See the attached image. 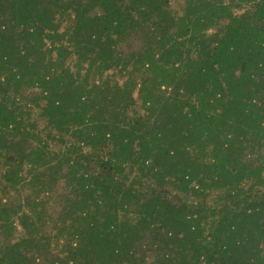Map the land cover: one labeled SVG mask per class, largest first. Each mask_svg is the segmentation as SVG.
Segmentation results:
<instances>
[{
    "label": "trees",
    "instance_id": "1",
    "mask_svg": "<svg viewBox=\"0 0 264 264\" xmlns=\"http://www.w3.org/2000/svg\"><path fill=\"white\" fill-rule=\"evenodd\" d=\"M0 264H264V0H0Z\"/></svg>",
    "mask_w": 264,
    "mask_h": 264
},
{
    "label": "rangeland",
    "instance_id": "2",
    "mask_svg": "<svg viewBox=\"0 0 264 264\" xmlns=\"http://www.w3.org/2000/svg\"><path fill=\"white\" fill-rule=\"evenodd\" d=\"M57 206H58V204L56 205V207H54V209H52V210H50V214H49V221H48V223L50 224L49 225V228L50 229H52L53 228V225H52V221H55L56 219H57V214H58V211H57ZM53 231H50L49 233H52Z\"/></svg>",
    "mask_w": 264,
    "mask_h": 264
}]
</instances>
